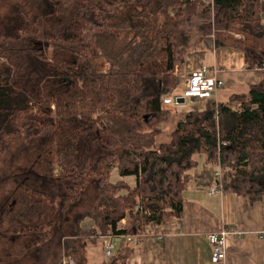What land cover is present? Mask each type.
<instances>
[{
  "label": "trees",
  "instance_id": "1",
  "mask_svg": "<svg viewBox=\"0 0 264 264\" xmlns=\"http://www.w3.org/2000/svg\"><path fill=\"white\" fill-rule=\"evenodd\" d=\"M205 1L51 0V25L21 10L18 20L0 15V169L14 142L41 139L36 172L61 185L64 212L92 202L53 264L64 257L86 264L88 245L99 239L182 217L200 154L221 167L227 192L250 203L264 197V71L248 93L180 113L171 140L157 143L171 112L164 97L179 86L174 72L190 45L179 23L213 6L204 35L215 27L216 46L242 50L248 68L264 67V0ZM115 168L135 185L113 182ZM29 188L37 203L55 202ZM56 222L6 229L2 252L17 244L22 258L50 241ZM103 264H127V255L117 251Z\"/></svg>",
  "mask_w": 264,
  "mask_h": 264
},
{
  "label": "crops",
  "instance_id": "2",
  "mask_svg": "<svg viewBox=\"0 0 264 264\" xmlns=\"http://www.w3.org/2000/svg\"><path fill=\"white\" fill-rule=\"evenodd\" d=\"M190 48L191 52L186 55L187 73L203 64L215 65L219 69L217 76L224 81V86L217 92L218 102H229L232 95L248 93L250 87L262 79L264 70L248 68L245 53L238 48L216 46L212 42L205 48ZM191 109L184 106L172 111L168 108L170 118L157 138L158 144L171 140L180 117L178 115ZM197 158L198 166L193 172L192 183L184 192L182 217L161 225H146L139 245H134L123 236L115 237L116 252L127 255V264H217L212 261V245L207 234L231 225L245 234L241 238L231 236L229 239L226 264H264V197L250 203L225 189L221 195H210L209 189L216 187L219 180L216 175L218 166L208 163L204 154ZM111 180H125L131 186L135 185L133 176L123 177L117 168L112 171ZM86 221L85 227L92 225L91 221ZM126 223L124 220L123 224ZM57 230L60 234L55 237L59 243L58 251L52 255L49 252L50 258L60 255L63 258L62 247L64 249L69 233L68 230L63 232L60 227ZM99 243L100 248H96L94 253L91 248L98 242L88 245L86 264H103L106 261L104 242L99 239ZM48 248L49 245L46 246Z\"/></svg>",
  "mask_w": 264,
  "mask_h": 264
},
{
  "label": "rangeland",
  "instance_id": "3",
  "mask_svg": "<svg viewBox=\"0 0 264 264\" xmlns=\"http://www.w3.org/2000/svg\"><path fill=\"white\" fill-rule=\"evenodd\" d=\"M205 5H209L207 0L205 1ZM18 10H21L22 13H27L32 19H43L47 25H51V0H1V16H10L18 20L16 13ZM214 15L215 10L212 6L207 14L198 13L177 25V28L182 30L190 39V45L185 54L184 63L181 66L177 65L174 72L180 80L189 73L185 70V65L186 55L189 53L190 47L195 49L205 48L207 44L211 42L215 43V27L212 28V32L209 35H204V28L207 24H213L214 26ZM226 34L237 40H245V35L238 31H227ZM101 66H105L104 60H101ZM168 133L170 134V132ZM41 147V139L17 141L11 145L9 151L4 156L3 165L0 169V255L2 254L1 256L5 259V263L2 264H53L57 260V257L55 258V256H53L50 258L48 253L50 252L51 254L54 251H58L59 243H57L55 239L56 236L60 235L57 230L58 228H56L54 235L50 239L51 241H47L44 246H39L26 253L22 258H18L17 248L20 249V245L17 244L15 245L16 249L14 246L11 251L10 249L6 250L7 247L5 246V250L2 252L4 231L13 226L20 228L30 222L50 221L52 218L57 219L55 225L56 227H60V230H64L63 232L70 228L75 229L77 216H80L83 210L87 209L92 203L80 200V202H75L73 204L74 207L70 206V211L64 212V209H62L63 190L61 185L57 181L43 179L36 172L35 167L37 162L35 161V152L38 150L40 151ZM29 186L55 196V202L53 204H51L50 201L44 204L37 203L28 196V192L31 191ZM94 195V192L89 191L86 199L91 200ZM89 197L91 198L89 199ZM63 215L66 216L67 221L61 222ZM16 220H19V223H17ZM85 223H87L86 220L83 221L81 225L85 226ZM49 228L48 226L46 227V229ZM47 245H49L48 249H46ZM96 248H100L99 242L96 246L91 248V251L94 253ZM41 250L42 253H40Z\"/></svg>",
  "mask_w": 264,
  "mask_h": 264
},
{
  "label": "built area",
  "instance_id": "4",
  "mask_svg": "<svg viewBox=\"0 0 264 264\" xmlns=\"http://www.w3.org/2000/svg\"><path fill=\"white\" fill-rule=\"evenodd\" d=\"M218 71L219 69L215 65L210 67L205 64L190 71L188 75L186 74L187 76L185 75L180 80L179 86L164 97L163 105L165 107L168 106L172 111L184 106L193 109L203 107L208 101H213L217 105V92L224 86V81L217 76ZM216 175L219 180H217L216 187L209 189L210 195H221L224 192L220 166H218ZM244 234L245 232L235 225L223 226L217 231L209 232L207 237L212 245V261L217 264H226L229 239L231 236L241 238ZM141 236L142 233L123 237L134 245H139ZM115 237L108 235L104 238V256L106 261L115 255ZM63 264H74V260L71 257H64Z\"/></svg>",
  "mask_w": 264,
  "mask_h": 264
}]
</instances>
